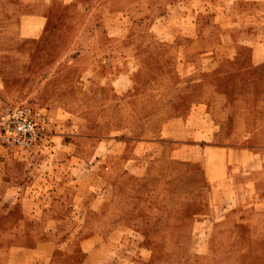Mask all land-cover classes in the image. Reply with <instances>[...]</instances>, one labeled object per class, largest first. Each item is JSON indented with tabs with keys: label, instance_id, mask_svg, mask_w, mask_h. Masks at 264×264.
I'll list each match as a JSON object with an SVG mask.
<instances>
[{
	"label": "crops",
	"instance_id": "0c3cea01",
	"mask_svg": "<svg viewBox=\"0 0 264 264\" xmlns=\"http://www.w3.org/2000/svg\"><path fill=\"white\" fill-rule=\"evenodd\" d=\"M240 1L180 0V30L171 37L173 44L180 40L178 47L156 50L153 44L167 39L162 31L142 36L151 44L148 54L166 56L159 70L170 79L162 85L171 87L169 94L148 97L169 104L148 137L105 139L92 134L85 115L63 111L41 150L48 159L13 161L0 145V264H110L111 256L149 264L153 252L138 232L161 221L208 232L210 247L222 236L239 245L244 232L264 233V7L238 15ZM70 3L0 0V26L14 25L5 36L14 43H35L52 8ZM209 7L215 10L206 16ZM6 61L0 60V102L8 90ZM121 156L125 196L117 175L110 189L103 176L106 157ZM43 167L47 175L40 174ZM89 169L96 179L86 175ZM116 198L131 205L122 207ZM114 200L118 205L105 210ZM90 216H98L89 223L96 233L59 239L58 232L85 230Z\"/></svg>",
	"mask_w": 264,
	"mask_h": 264
},
{
	"label": "rangeland",
	"instance_id": "374dc122",
	"mask_svg": "<svg viewBox=\"0 0 264 264\" xmlns=\"http://www.w3.org/2000/svg\"><path fill=\"white\" fill-rule=\"evenodd\" d=\"M239 6L238 15H256L262 11L264 2L242 0ZM208 9L211 12L205 13L206 16L212 15L215 7ZM180 12H183L180 0H71L64 8L59 5L52 8L44 35L35 43H14L6 38L15 28L3 22L0 60H7L8 90L5 100L0 102V115L16 106L42 110L47 115L49 129L46 148L55 133V125L64 120L57 117L63 111L85 115L92 134L105 139L148 137L150 130L162 120L160 110L166 112L169 107L160 101L148 102V97L169 94L171 87L162 85L170 79L162 78L159 70L161 59L166 56L148 54L150 51L146 52L145 47L151 44L145 43L142 36L164 32L167 39L157 40L153 44L156 50L180 46V40L178 44L171 43V37L180 30ZM166 15L169 18H164ZM207 20V25L212 26L210 19ZM7 46L9 53L5 54ZM115 78L117 82L112 87ZM148 117H152L149 122ZM138 128L142 131L138 132ZM1 147L13 161L48 159L47 152L41 151L44 147L35 152ZM107 165L113 170L106 168ZM89 170L86 175L96 179L97 173ZM123 172V156L115 160L106 157L105 189H110L109 183L117 175L121 180L120 194L125 196L129 184L124 181ZM40 174H48L45 167L40 168ZM116 200L122 207L131 205L127 198ZM117 205L114 200L106 203L104 209L112 210ZM135 205L144 207L140 202ZM91 218L95 221L98 216H90L85 230L58 232L59 239L76 241L96 233L91 231ZM152 226L154 230L138 232L153 252L149 264H264V243L261 242L264 233L244 232L245 242L239 245L226 242L222 236L210 247L208 232L179 230L175 221H161ZM132 235L136 237L131 232L128 237L134 239ZM110 261V264H122L118 258L112 260V256Z\"/></svg>",
	"mask_w": 264,
	"mask_h": 264
},
{
	"label": "built area",
	"instance_id": "2783aa9c",
	"mask_svg": "<svg viewBox=\"0 0 264 264\" xmlns=\"http://www.w3.org/2000/svg\"><path fill=\"white\" fill-rule=\"evenodd\" d=\"M49 135L47 115L42 110L10 107L0 115V144L24 152L45 146Z\"/></svg>",
	"mask_w": 264,
	"mask_h": 264
}]
</instances>
